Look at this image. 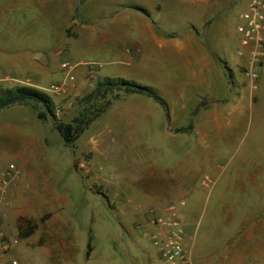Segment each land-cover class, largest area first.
I'll return each instance as SVG.
<instances>
[{
  "label": "rangeland",
  "instance_id": "1",
  "mask_svg": "<svg viewBox=\"0 0 264 264\" xmlns=\"http://www.w3.org/2000/svg\"><path fill=\"white\" fill-rule=\"evenodd\" d=\"M213 1L201 11L178 0H0V89L37 88L65 123L80 115L99 81L155 89L162 71L131 62L112 42L104 48L76 21L133 29L132 18L141 16L134 8L142 7L157 27L193 25L207 47L226 40L242 60L220 58L228 94L221 82L205 104L190 100L195 131L186 126L176 137L163 107L145 95L110 96L112 105L73 146L52 117L39 120L21 105L1 111L0 264L18 247L26 257L20 264H164L146 218L181 201L192 264H264V69L252 65L237 34L251 0ZM64 61L91 65L79 66L75 81L57 92ZM176 161L183 178L167 177ZM32 223L34 233L22 238Z\"/></svg>",
  "mask_w": 264,
  "mask_h": 264
},
{
  "label": "crops",
  "instance_id": "2",
  "mask_svg": "<svg viewBox=\"0 0 264 264\" xmlns=\"http://www.w3.org/2000/svg\"><path fill=\"white\" fill-rule=\"evenodd\" d=\"M173 1L162 0L163 3L166 2L167 4H171ZM178 1L179 4L191 3L197 8L199 7L201 11L209 10L215 4L213 0ZM72 18L73 12L68 16L69 20ZM148 19L149 15L143 13L141 16H134L132 20L136 22L138 27L133 29L101 26L100 28L90 27L87 29V25H80L77 21L75 23L81 26L83 31L88 30L89 34H92L91 37L97 39L98 43L101 41L104 48L110 47L108 42H112V47L115 46L117 49L125 51L131 62H142L145 68H162L161 75H159V87L155 89L159 90V95L168 104V115L163 108L164 116L167 121H171L170 134L176 137L180 133L177 132L180 129L187 127L195 129L194 118L198 109L194 111L190 107V100H199V105L200 102L205 104V99H213L212 91L215 92L216 86L221 82L228 94V81L220 58L232 59L234 62L242 60L235 51L230 55V48L226 40L220 41L219 46L217 44L207 47L204 43L207 42V39H202L204 31L193 25L191 28L166 31L157 27L153 21L149 22ZM100 35L102 39H100ZM181 116H186L185 121H181ZM183 123H185L184 126ZM184 167L182 161H176L171 166H167L166 171L169 172L167 177L183 178ZM181 215L183 221H186L187 214L183 211ZM23 252L24 249L18 247L12 251V254L14 258H19L23 262L26 258Z\"/></svg>",
  "mask_w": 264,
  "mask_h": 264
},
{
  "label": "built area",
  "instance_id": "3",
  "mask_svg": "<svg viewBox=\"0 0 264 264\" xmlns=\"http://www.w3.org/2000/svg\"><path fill=\"white\" fill-rule=\"evenodd\" d=\"M237 34L240 37L242 49H248L252 65L264 69V0H251L248 9L241 14L237 25ZM238 48L239 54L243 50ZM91 65L85 61L72 64L64 61L61 68L67 72L66 81L62 85L52 87L54 91L63 92L67 82L75 81V72L79 66ZM257 74H254V77ZM5 186L0 193H5ZM185 203L171 202L163 212L151 211L147 216V222L156 229L151 235V242L157 247L159 256L164 264H192L187 249V234L182 210ZM8 245L4 246L8 250ZM6 264H20L16 258Z\"/></svg>",
  "mask_w": 264,
  "mask_h": 264
},
{
  "label": "trees",
  "instance_id": "4",
  "mask_svg": "<svg viewBox=\"0 0 264 264\" xmlns=\"http://www.w3.org/2000/svg\"><path fill=\"white\" fill-rule=\"evenodd\" d=\"M134 9L148 15L147 10L142 7H135ZM120 93L150 97L158 102L168 115V104L155 89L124 78L119 81H99L96 87L85 98L84 110L71 123L59 120L54 114V109L45 94L31 86L0 89V112L15 105L31 107L37 112L39 120L46 121L49 117H52L54 119V129L59 132L66 145L73 146L80 135L112 105L113 100H110L109 97L113 96L114 100H118L121 95ZM181 131L186 130L180 129L177 132ZM35 229L36 225L32 223L26 232H21V237H30Z\"/></svg>",
  "mask_w": 264,
  "mask_h": 264
}]
</instances>
